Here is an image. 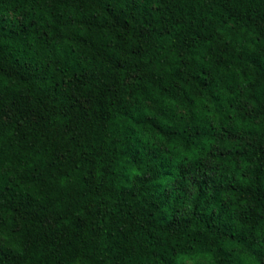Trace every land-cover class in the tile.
Instances as JSON below:
<instances>
[{
	"label": "trees",
	"instance_id": "16d2710c",
	"mask_svg": "<svg viewBox=\"0 0 264 264\" xmlns=\"http://www.w3.org/2000/svg\"><path fill=\"white\" fill-rule=\"evenodd\" d=\"M0 264H264V0H0Z\"/></svg>",
	"mask_w": 264,
	"mask_h": 264
}]
</instances>
